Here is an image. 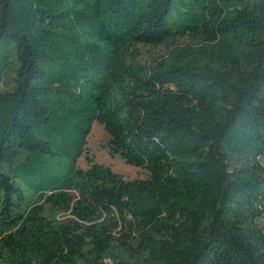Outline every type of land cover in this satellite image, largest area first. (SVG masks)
<instances>
[{
  "label": "trees",
  "instance_id": "trees-1",
  "mask_svg": "<svg viewBox=\"0 0 264 264\" xmlns=\"http://www.w3.org/2000/svg\"><path fill=\"white\" fill-rule=\"evenodd\" d=\"M263 219L264 0H0V264H264Z\"/></svg>",
  "mask_w": 264,
  "mask_h": 264
},
{
  "label": "rangeland",
  "instance_id": "rangeland-1",
  "mask_svg": "<svg viewBox=\"0 0 264 264\" xmlns=\"http://www.w3.org/2000/svg\"><path fill=\"white\" fill-rule=\"evenodd\" d=\"M107 141L108 136L103 127L98 123H94L87 137L86 154L94 162L109 167L114 173L121 175L125 179H144L147 177V172L144 169L128 164L118 154H109ZM77 164L84 169L89 167L85 155L78 160ZM262 224L264 226V219Z\"/></svg>",
  "mask_w": 264,
  "mask_h": 264
}]
</instances>
